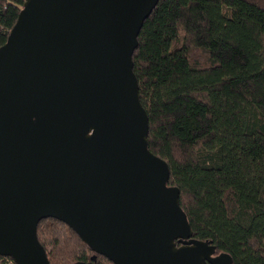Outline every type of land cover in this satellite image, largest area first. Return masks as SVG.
<instances>
[{
    "label": "water",
    "instance_id": "95a60500",
    "mask_svg": "<svg viewBox=\"0 0 264 264\" xmlns=\"http://www.w3.org/2000/svg\"><path fill=\"white\" fill-rule=\"evenodd\" d=\"M157 1L24 0L0 45V255L14 264H51L48 217L94 252L70 264L215 262L147 144L132 54Z\"/></svg>",
    "mask_w": 264,
    "mask_h": 264
},
{
    "label": "trees",
    "instance_id": "16d2710c",
    "mask_svg": "<svg viewBox=\"0 0 264 264\" xmlns=\"http://www.w3.org/2000/svg\"><path fill=\"white\" fill-rule=\"evenodd\" d=\"M23 2L0 0V45ZM132 61L148 148L167 162L192 236L231 264H264V0H158ZM36 233L51 264L94 254L55 218Z\"/></svg>",
    "mask_w": 264,
    "mask_h": 264
},
{
    "label": "flooded vegetation",
    "instance_id": "af4514ba",
    "mask_svg": "<svg viewBox=\"0 0 264 264\" xmlns=\"http://www.w3.org/2000/svg\"><path fill=\"white\" fill-rule=\"evenodd\" d=\"M177 245L180 246L181 243H177ZM218 254H219V252H216V250H215V252L211 255V256L215 257V260H214L215 262L211 263V262L205 260L204 264H225L223 258L217 257ZM216 257H217V259H216Z\"/></svg>",
    "mask_w": 264,
    "mask_h": 264
},
{
    "label": "rangeland",
    "instance_id": "374dc122",
    "mask_svg": "<svg viewBox=\"0 0 264 264\" xmlns=\"http://www.w3.org/2000/svg\"><path fill=\"white\" fill-rule=\"evenodd\" d=\"M6 264H14L13 261H8Z\"/></svg>",
    "mask_w": 264,
    "mask_h": 264
}]
</instances>
